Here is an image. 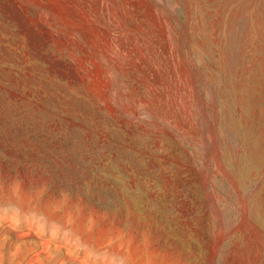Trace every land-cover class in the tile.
I'll list each match as a JSON object with an SVG mask.
<instances>
[{"label": "rangeland", "instance_id": "rangeland-1", "mask_svg": "<svg viewBox=\"0 0 264 264\" xmlns=\"http://www.w3.org/2000/svg\"><path fill=\"white\" fill-rule=\"evenodd\" d=\"M0 264H264V0H0Z\"/></svg>", "mask_w": 264, "mask_h": 264}]
</instances>
